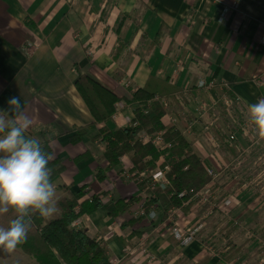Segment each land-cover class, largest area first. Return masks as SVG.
<instances>
[{
  "label": "crops",
  "instance_id": "crops-1",
  "mask_svg": "<svg viewBox=\"0 0 264 264\" xmlns=\"http://www.w3.org/2000/svg\"><path fill=\"white\" fill-rule=\"evenodd\" d=\"M263 32L264 0H0V110L18 96L31 121L27 134L45 140L51 156L63 164L64 171L52 180L56 200L83 185L90 193L105 192L102 206L70 227L103 244L111 264H200L204 259L205 264H264L259 243L264 239V143H257L247 114L248 105L264 97ZM118 44L122 48L114 61ZM79 74L112 92L119 99L115 108L122 104L107 123L111 129L131 124L141 107L130 102L131 94L148 78L177 88L175 101L161 98L162 124L177 129L211 171L205 186L209 199L203 202L202 189L187 214L172 211L180 228L203 225L187 246H178L170 235L171 221L159 224L156 208L139 214L143 198L125 213L109 215L118 199L143 196L153 185L139 188L130 172L131 154L104 171L105 143L94 139L101 125L75 90ZM203 103L212 106L200 115L196 107ZM78 128L85 131L71 144ZM84 153L88 159L74 161ZM162 163L163 156L155 169L137 175L139 181L146 175L152 180L157 169L166 172L170 162L164 169ZM98 171L104 173L102 182L95 178ZM225 200L229 205L223 206ZM132 217L138 221L122 228ZM227 226L234 227L229 243L222 234ZM135 230L142 235L132 237ZM141 237H147L153 260L136 252ZM245 241L232 253L233 245ZM18 256L15 250L0 254V264H36Z\"/></svg>",
  "mask_w": 264,
  "mask_h": 264
},
{
  "label": "trees",
  "instance_id": "trees-1",
  "mask_svg": "<svg viewBox=\"0 0 264 264\" xmlns=\"http://www.w3.org/2000/svg\"><path fill=\"white\" fill-rule=\"evenodd\" d=\"M119 25L120 23L118 27ZM121 48L118 44L112 56L114 61L120 54ZM153 82H149L148 78L141 89L131 94L130 102H137L141 107L134 110V117L129 126L117 129H111L107 123L111 120L115 112L114 105L119 99L87 74H79L74 79L73 85L94 123L101 125L94 139L100 138L105 143L103 158L107 162V167L104 171L115 167L122 156L131 154L130 172L135 173L133 175L135 181L140 189H144L145 184L151 180L150 176L146 175L143 181H139L137 175L155 169L161 156H163V163L160 165L162 169L167 162H170L165 172L169 184L165 188L147 185L148 190H144L143 196L126 200L118 199L109 213L110 216L117 217L125 213L133 202L143 198L141 207L144 214H148L151 208H156L161 215L160 224L167 218V213L171 209L187 214L196 202L197 194L211 181V175L191 151L190 144L183 135L177 129L165 128L162 124L161 119L166 114V106L161 98L175 101L174 95L178 91L177 88L170 86L167 81L153 80ZM226 94L231 99L234 98L227 91ZM155 97L156 99L153 100ZM141 109L145 112L149 109L147 111L151 112L152 116L148 117ZM84 131L85 128H78L76 135L70 138V143H78ZM141 133L147 135L161 133L163 142L169 147L158 151L149 142H141ZM42 145L51 155L45 140H42ZM88 158L89 155L84 153L76 157L74 161L79 162ZM49 167L52 169V180L64 171L63 164L57 158H51ZM95 178L99 182L104 181V173L98 171ZM103 194L105 192L90 193L86 185H83L74 195L66 193V196L58 198L56 201L59 216L54 219H45L38 214L33 216L27 239L17 248L36 264H111L103 244L97 239L89 238L84 229L77 230L70 227L82 215H90L99 209L102 206L100 196ZM12 218L11 212L0 215V226H7ZM137 221L138 218L132 217L122 223L121 227L133 226ZM233 230L234 227L231 226L223 229V237L228 243ZM142 233V230H135L132 237H140ZM246 242L238 246L233 245L232 253L240 250ZM206 262L207 260L204 259L200 264Z\"/></svg>",
  "mask_w": 264,
  "mask_h": 264
},
{
  "label": "clouds",
  "instance_id": "clouds-1",
  "mask_svg": "<svg viewBox=\"0 0 264 264\" xmlns=\"http://www.w3.org/2000/svg\"><path fill=\"white\" fill-rule=\"evenodd\" d=\"M247 114L257 143H264V97L249 104ZM30 126L20 98L10 97L8 108L0 110V215L13 214L7 226H0L4 252L27 239L33 216L51 218L59 212L49 167L52 157L40 138L27 134Z\"/></svg>",
  "mask_w": 264,
  "mask_h": 264
},
{
  "label": "built area",
  "instance_id": "built-area-1",
  "mask_svg": "<svg viewBox=\"0 0 264 264\" xmlns=\"http://www.w3.org/2000/svg\"><path fill=\"white\" fill-rule=\"evenodd\" d=\"M234 7H237V4ZM260 42L262 44H264V32H263V37L261 38ZM209 87H211V84L209 85ZM211 106L212 105L207 106L205 103H203L200 106L196 107V112H198L200 115L206 114V112H208V110L211 108ZM121 107H122V104H119L116 106L115 112L113 113L112 118L116 119V117L119 115V109ZM173 120H175V119L170 118V121H173ZM127 122H129V120H127ZM140 139L144 143L149 142L158 151H162V150L166 149L167 147H169L168 145H166L163 142L162 137H161V133H156L154 135H147V134L144 135L143 134L140 136ZM232 140H234V136L232 134L228 135V141H232ZM208 174L211 175L210 170H208ZM150 182H151L150 183L151 186L155 185L161 189L165 188L169 184L168 179L165 177V170L157 169L156 172L154 173L153 179ZM208 199H209V190L207 187H205L202 190V200L204 202ZM229 203H230L229 200H225L223 202V206H227V205H229ZM139 208H140L139 214L142 215L144 213L142 210V207L140 206ZM173 210L174 209H171L168 211L167 218H166L167 220H169L171 222H172L171 218L173 215V213H172ZM76 211H77V208L75 209V212ZM202 227H203L202 223L199 222L192 227L180 228L178 226V224L172 222V225L169 228V232H170V235L177 242L178 246L185 247L194 240L196 234L202 229ZM146 239H147V237H141L140 238L136 252L138 254H146L149 260H153L154 257L147 251ZM259 243H260V247L262 249V253L264 254V239H261ZM203 246L205 247V249L207 251L210 250V247H208L207 245H203ZM113 262H115V260H113Z\"/></svg>",
  "mask_w": 264,
  "mask_h": 264
},
{
  "label": "rangeland",
  "instance_id": "rangeland-1",
  "mask_svg": "<svg viewBox=\"0 0 264 264\" xmlns=\"http://www.w3.org/2000/svg\"><path fill=\"white\" fill-rule=\"evenodd\" d=\"M246 125H247V124H246ZM244 130L246 131V135L249 137V135H250L249 133H250V132H247V127H245ZM248 134H249V135H248ZM263 148H264V147H263ZM15 251L18 253L19 256L22 255V256H21V257H22L21 259H27V260H30V258L23 256V254L19 251V249L16 248ZM19 253H20V254H19ZM0 254L7 255L8 252H5V253H4V251H0ZM19 256H18V257H19ZM12 259H14V258L12 257Z\"/></svg>",
  "mask_w": 264,
  "mask_h": 264
}]
</instances>
